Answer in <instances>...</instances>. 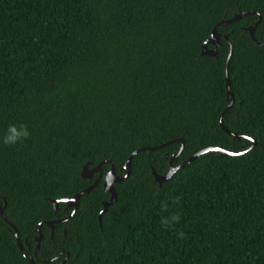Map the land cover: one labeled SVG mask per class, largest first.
I'll return each mask as SVG.
<instances>
[{"label":"trees","instance_id":"obj_1","mask_svg":"<svg viewBox=\"0 0 264 264\" xmlns=\"http://www.w3.org/2000/svg\"><path fill=\"white\" fill-rule=\"evenodd\" d=\"M247 13L218 27L219 57L202 56L217 25ZM257 23L263 44L264 0H0V211L26 255L0 214V264H264V47L247 32ZM222 115L255 147L204 154L160 187L153 172L173 156L177 167L205 149L251 148ZM22 124L29 138L4 144ZM141 149L100 222L111 164L124 177ZM88 163L104 164L102 180L52 230L74 213L52 202L98 178L81 177Z\"/></svg>","mask_w":264,"mask_h":264},{"label":"water","instance_id":"obj_2","mask_svg":"<svg viewBox=\"0 0 264 264\" xmlns=\"http://www.w3.org/2000/svg\"><path fill=\"white\" fill-rule=\"evenodd\" d=\"M247 15H249V14L247 13V14L237 15L233 19H230V20H227V21H223L219 25H217L214 28V30H213V33H212L211 38L202 47V56L215 57V58L219 57V55H218V48L221 45V38H222V36L217 33L218 27H226L228 25L234 24V23L240 21L241 19H243ZM257 25H258V23L255 24V25H253L249 29H247V32L249 33V35L251 36V39L256 44H258L261 47H264V43L263 44H260V43H258L255 40V35L254 34H255V29H256ZM225 38L227 39L228 37L225 36ZM210 45L214 47L212 50H209L208 49V46H210ZM231 58H232V47L230 45V54H229V57L227 59V65H226L227 96H228L229 101H231V105L229 106L228 109H230L233 106L234 101H235L234 96H233V93L231 91V86H230V81H229V75H228V67H229V63H230ZM222 118H223V115H222L221 120H220V125H221L222 129L224 130V132L226 134H228L229 136H231L235 141H240V140L243 139V140L252 142L251 148L248 149L247 151L241 152V153H230L228 151H224V150L216 149V148L205 149V150L200 151L199 153H197L195 156L189 158L186 162L182 163L181 165H179L177 167H174L173 166V161H175L177 159V156H173L171 158V160H170V169H169V171L165 175L160 176V175L156 174L155 172H153L154 177H155V181L159 184L160 187H162V185L164 183L168 182L180 169H182V168L186 167L187 165L191 164L193 161H195L197 158H199L200 156H202L204 154L213 153V152H219L223 156L233 157V156H240V155H242L244 153H247L248 151H250L251 149H253L255 147V142L252 139H250L248 137L241 136V135H237V134H234V133H231L230 131H228L224 127V125L222 123ZM177 142H180V143L184 144V142L182 140H179ZM183 148H184V146H182L181 151H180V154H181ZM150 150L153 151L155 149H150ZM145 151H146V149H141L139 151L134 152L132 155H130L129 159L127 160L126 164L124 165V167L121 170V171H126V173H127L124 177H119L118 176V174H117L114 166L111 164V161H107L106 162L107 164H111V170L104 177V180H103V189H104L105 193L110 194L111 198H110L109 201H107L103 205V211L101 212V214L99 216V221L100 222H101L102 215L104 213H106L107 210H108V208L110 206H112L116 202V200H117V191H116V189H115L114 186L117 185V184L123 183L124 181H126L129 178L130 172H131V165H132V161H133L134 157L137 156L140 152H145ZM103 165L104 164H101V165H98L97 167L90 168L91 164L88 163L83 168L82 173H81V177L83 179H87V180H90L91 181L95 175H98V178L91 185L90 188L82 191L81 193H79L78 195H76L72 199H64V200H58V201H53L52 202L53 205H54V207H55V210L56 211H57L58 205L60 203H65L68 208H74V213L70 217H68L66 219L48 223L47 226L49 228H51L52 230H54V227L56 225H60V224H64V223L69 222V220L77 212V210L79 208V204H80L81 198L85 194L90 193L100 183V181L102 180V178H103L102 166ZM0 214H1V218L6 223H8L11 226V228L14 230L15 238H16V241H17V245H18L20 251L22 252V254L24 256H26L25 255V252L23 250V247L21 245V242H20V239H19V235H18V232H17L16 228L9 221L6 220V218L3 215V211H0ZM38 233H39V237L37 238V249H39L40 242H41V239H42L41 225H39V227H38ZM68 258L69 257L67 256L66 259H68ZM66 259L63 261L62 264L65 263ZM29 262H30V264H35L33 258H29Z\"/></svg>","mask_w":264,"mask_h":264},{"label":"clouds","instance_id":"obj_3","mask_svg":"<svg viewBox=\"0 0 264 264\" xmlns=\"http://www.w3.org/2000/svg\"><path fill=\"white\" fill-rule=\"evenodd\" d=\"M30 136L27 125H20L19 127L15 125H10L8 128V135L3 139V143L7 145H12L20 142L21 140H26ZM178 202V201H177ZM173 220L178 221L179 216H173ZM167 221L164 224L167 226ZM180 238L183 239V233L180 234Z\"/></svg>","mask_w":264,"mask_h":264}]
</instances>
